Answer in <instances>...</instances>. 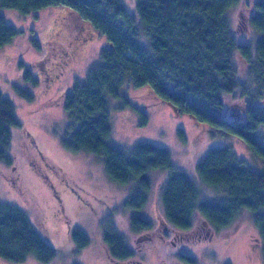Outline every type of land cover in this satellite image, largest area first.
I'll return each mask as SVG.
<instances>
[{
  "label": "trees",
  "instance_id": "1",
  "mask_svg": "<svg viewBox=\"0 0 264 264\" xmlns=\"http://www.w3.org/2000/svg\"><path fill=\"white\" fill-rule=\"evenodd\" d=\"M237 2L135 0L137 17L127 11L121 0H0V5L20 13L64 5L106 38L98 66L88 69L85 81L75 79L60 94L59 102L71 129L69 137L62 139L64 148L101 154L113 181L134 182L125 201L131 207L147 202L151 185L147 172L166 170L167 180L161 191L165 217L161 221L164 227H175L188 240L210 236L213 229L227 228L244 210L249 211L262 239L264 260V170H252L226 146L211 147L195 165L199 180L213 191L210 198L200 201L193 179L173 165L167 148L145 142L135 144L127 153L109 140L108 98L121 97L126 83L134 87L147 84L152 93L172 103L180 113L242 137L249 152L264 163V136L260 140L255 135L262 133L264 125V103L259 104L264 97V0L254 2L249 17V25L261 35L253 46L240 43L230 25L226 11ZM16 33L0 14V48L10 43ZM33 42L37 45L36 39ZM235 53L248 66L247 77L253 81L254 90L237 77ZM20 77L27 85H14L13 89L32 100L30 88L39 79L26 66ZM238 89L242 96H249L245 116L240 121L227 120L222 116L224 97ZM139 109L140 124L144 125L149 115L144 108ZM20 124L13 101L0 90V162L4 164L12 161L11 128ZM130 223L134 232L152 226L139 214L131 216ZM102 235L112 264H140L117 229L107 226ZM69 236L75 250L88 243V236L78 227L70 229ZM56 253L22 208L0 202V257L21 262L33 255L40 262H51Z\"/></svg>",
  "mask_w": 264,
  "mask_h": 264
},
{
  "label": "rangeland",
  "instance_id": "2",
  "mask_svg": "<svg viewBox=\"0 0 264 264\" xmlns=\"http://www.w3.org/2000/svg\"><path fill=\"white\" fill-rule=\"evenodd\" d=\"M121 1L137 17L135 0ZM255 1L238 0L226 11L238 41L252 46L261 37L249 25ZM0 14L17 31L12 41L0 48V90L13 101L21 122L11 128V163L0 162V202L22 208L57 250L51 262H40L30 255L21 262L0 257V264H112L102 235L107 226L123 235L140 264H264L262 239L249 211L244 210L227 228L188 240L161 221L165 217L161 191L166 170L147 172L151 184L147 202L131 207L125 201L134 182L113 181L101 154L64 148L62 139L69 137L71 129L60 94L75 79L85 81L88 69L98 66L99 52L107 45L101 32L64 5L29 13L0 5ZM142 41L148 47V41ZM233 58L237 77L254 90L247 77L248 66L238 53ZM24 66L39 79L30 88L32 100L13 89L14 85H27L20 77ZM240 93L238 89L224 97L222 116L227 120L240 121L245 116L249 96ZM121 94L107 100L110 142L127 153L137 143L167 148L173 165L193 179L200 201L210 198L213 191L199 180L195 165L211 147L226 146L241 163L263 172L264 163L249 152L242 137L180 113L172 103L152 93L149 85L126 83ZM261 99L260 106L264 97ZM140 107L149 115L144 125L140 124ZM261 127L262 133L255 132L260 140L264 136V125ZM137 214L149 220L151 228L132 231L130 219ZM73 227L88 236V243L78 250L69 236Z\"/></svg>",
  "mask_w": 264,
  "mask_h": 264
}]
</instances>
